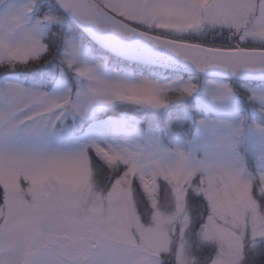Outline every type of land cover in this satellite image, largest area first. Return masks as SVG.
<instances>
[{
	"label": "snow or ice",
	"instance_id": "obj_1",
	"mask_svg": "<svg viewBox=\"0 0 264 264\" xmlns=\"http://www.w3.org/2000/svg\"><path fill=\"white\" fill-rule=\"evenodd\" d=\"M0 264H264V0H0Z\"/></svg>",
	"mask_w": 264,
	"mask_h": 264
},
{
	"label": "rangeland",
	"instance_id": "obj_2",
	"mask_svg": "<svg viewBox=\"0 0 264 264\" xmlns=\"http://www.w3.org/2000/svg\"><path fill=\"white\" fill-rule=\"evenodd\" d=\"M114 61L115 60H113L112 58L108 61L98 59L97 62L105 64V67L109 73L116 72V73H119L120 75H131V76H137V77L140 75H144V76H150L151 78L162 79L163 82H167L168 80H176V79H189L192 75H194L190 73L189 74H179V73L165 72L162 70L157 71L154 69H151L148 72H143V71L138 72V71H133L132 68L126 63L118 62L115 65ZM209 78L216 79L215 77H204V76L200 77L201 83H200L199 89L193 94V96L185 98V103L187 104V106L196 107V108L204 107L206 109H211L214 107V105L210 101V98L204 94V89L206 85L203 81ZM223 79L229 80L226 78H223ZM54 87H56V85L50 84L46 90L51 91Z\"/></svg>",
	"mask_w": 264,
	"mask_h": 264
},
{
	"label": "water",
	"instance_id": "obj_3",
	"mask_svg": "<svg viewBox=\"0 0 264 264\" xmlns=\"http://www.w3.org/2000/svg\"><path fill=\"white\" fill-rule=\"evenodd\" d=\"M167 55V56H171L172 54L170 53H167L166 50H159V53H151V55ZM173 59H176V58H173ZM127 60V59H125ZM133 62H136V63H139V64H142V65H150V66H155V67H160V68H163V69H169V70H174V71H179V72H186V73H190V74H194L193 72H191L190 70H188L187 68L184 67L183 65V62H180L179 66L176 67V68H173V67H170L168 64H166L165 62L163 61H157V62H154V63H142V62H137V61H133ZM208 77H212V76H208ZM226 79H232L231 77H224Z\"/></svg>",
	"mask_w": 264,
	"mask_h": 264
},
{
	"label": "trees",
	"instance_id": "obj_4",
	"mask_svg": "<svg viewBox=\"0 0 264 264\" xmlns=\"http://www.w3.org/2000/svg\"><path fill=\"white\" fill-rule=\"evenodd\" d=\"M114 61V64L116 65L118 62H122V63H126L128 64L133 71H143V72H148L150 71L151 69H154V70H157V71H165V72H171V73H179V74H189V73H186V72H179V71H174V70H169V69H163V68H160V67H155V66H150V65H142V64H139V63H136V62H129L128 60H120V59H117V58H113ZM205 77V76H204Z\"/></svg>",
	"mask_w": 264,
	"mask_h": 264
}]
</instances>
